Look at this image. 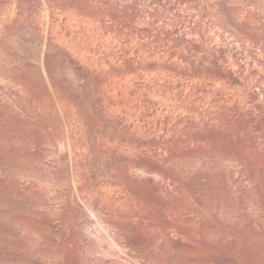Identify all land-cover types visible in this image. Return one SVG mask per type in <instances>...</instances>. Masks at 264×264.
<instances>
[{
    "label": "rangeland",
    "instance_id": "374dc122",
    "mask_svg": "<svg viewBox=\"0 0 264 264\" xmlns=\"http://www.w3.org/2000/svg\"><path fill=\"white\" fill-rule=\"evenodd\" d=\"M16 2L0 0V264H56L67 242L78 264H264L260 151L236 156L228 146L187 147L174 128L190 115L176 98V76L141 73L139 61L137 74L117 76L120 68L107 62L121 56L122 44L102 22L100 0H86L82 10L75 0H43L28 19L18 18ZM256 9L260 18L250 13ZM212 18L215 43L232 32L228 42L238 50L244 42L249 52L252 80H264V0H228ZM244 32L259 35L258 49ZM128 48L133 57L136 41ZM71 57L99 78L85 88ZM65 81L81 96L78 104ZM213 90L231 102L248 91ZM91 113L100 128H89ZM153 134L179 143L175 163L185 187H193L184 191L194 203L185 217L195 241L163 231L140 259L112 224L132 218L156 237L149 212L129 203L118 181L122 173L149 176L130 160L143 154L135 149L139 139Z\"/></svg>",
    "mask_w": 264,
    "mask_h": 264
},
{
    "label": "trees",
    "instance_id": "16d2710c",
    "mask_svg": "<svg viewBox=\"0 0 264 264\" xmlns=\"http://www.w3.org/2000/svg\"><path fill=\"white\" fill-rule=\"evenodd\" d=\"M79 10L86 0H75ZM103 6V23L109 25L110 33L122 44L121 56L109 60L112 69L120 68L121 75H135V61H139L141 73H168L176 76L178 94L182 106L190 114L186 123L176 122L177 136L184 137L190 145L229 147L236 156L260 151L264 158V80L251 78L248 62L249 52L245 43L240 50L231 45L228 36L232 32H221L220 43L217 36L209 32L215 10H222L228 0H100ZM97 4V3H96ZM100 4V5H102ZM43 0H17L18 18H29L32 7H43ZM260 18L262 11L250 12ZM143 28L133 33L138 26ZM243 33L244 39L252 43L259 38L257 33ZM132 41L137 49L132 57L127 51ZM258 49V48H256ZM51 54H46L45 64L49 70ZM76 77L83 80L85 88L99 78L90 73L76 59L68 58ZM172 65L173 71L167 70ZM164 66V67H163ZM52 77V76H51ZM53 78V77H52ZM63 82L62 88L70 99L78 104L79 93ZM183 86L180 92V84ZM219 84L222 88L248 90L243 101L226 99L221 90L214 91ZM97 114H89L91 130L100 128L101 120ZM176 132V131H175ZM179 143L165 142L164 136L153 134L140 138L136 150L143 154L130 160L135 169L146 172L149 176L132 178L120 174L119 186L129 203L141 204L151 219V227L156 229L152 236L150 230L141 222L127 218L115 221L112 228L122 238L124 246L142 258L149 252L158 236L163 231L181 237L193 239L194 224L185 217L188 206H192L189 195L185 193L193 187H185L183 174L178 170L175 156ZM262 153V154H261ZM251 169V166L249 164ZM264 167V166H263ZM264 172V169L261 168ZM195 187V186H194ZM185 189V191H184ZM201 238L200 229L196 230ZM56 264H78L74 254V245L67 242Z\"/></svg>",
    "mask_w": 264,
    "mask_h": 264
}]
</instances>
